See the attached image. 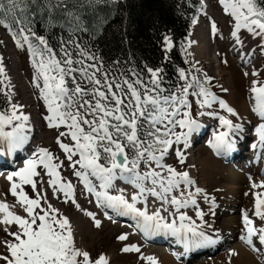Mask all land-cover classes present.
Listing matches in <instances>:
<instances>
[{"label": "snow or ice", "instance_id": "6c2138e0", "mask_svg": "<svg viewBox=\"0 0 264 264\" xmlns=\"http://www.w3.org/2000/svg\"><path fill=\"white\" fill-rule=\"evenodd\" d=\"M110 2L116 3L118 0H0V26L13 32L18 47L28 45L37 69L33 84L40 89L48 113L44 119L50 128L63 127L67 130L60 132V137H68L73 143H63L60 137L57 143L71 161L74 175L97 198L98 206L111 209L117 215L132 216L136 219V227L145 236L169 234L176 237L186 252L215 244L217 241L205 232L202 225L181 211L193 206L196 208V217L203 221L206 213L199 208L196 197L200 196L209 204V212L215 207V198L209 197L199 187H195L194 191H186L196 183L189 172L178 171L164 163V160L166 156L174 154L179 163L184 164V149L190 146L192 136L202 127L191 114V104L187 99L189 94L198 97L197 103L201 107L211 109L213 104L218 103L231 116L239 118V114L206 89L197 78L189 82L184 69L179 70V75L185 84L177 91H172L164 87L163 66L144 65L147 79L143 72L134 67L126 71H113L120 63L118 60L106 67L103 57L84 44L79 34L96 35L84 16L89 11L95 12L98 5ZM69 3H73L72 8L68 7ZM220 3L235 20V30L231 35L237 43H242L238 36L242 28L264 40V0H220ZM33 5L48 12L50 27L54 26L56 20L55 10H62L64 23L59 27L67 35L57 37L59 51L49 43L48 38L37 36L32 29L30 17L33 13L30 8ZM192 23L197 21L193 19ZM211 27L216 29L215 22ZM33 40L37 43L34 44ZM161 43L167 58V53L174 47L172 37L163 35ZM260 47L264 49V45ZM4 72L0 60V75ZM258 84V81H252L250 88L255 101L251 111L264 121V84ZM189 89L194 90L189 93ZM5 95L9 109L0 110V155L21 150L29 140L25 131L29 115L21 111L23 105L12 103L10 93ZM199 115L212 116L219 120L221 126L230 130L214 134V141H209L217 154H227L236 149V142L230 137V132H242V124L234 123L214 111L200 112ZM255 132L260 146H264V123H260ZM252 147L256 148L257 145L253 144ZM75 156H79V159L73 160ZM33 157L25 159L24 167L7 177L9 181L13 177L19 178L20 183L13 182L10 191L13 196L18 195V203L26 205L23 208L26 216L9 211V206L0 202V212L5 214L0 224L17 226L16 231L5 228L6 234L12 239L0 242L7 252L0 253V260L4 264H109L104 254L93 259L88 251L76 246L69 218L47 203L45 194L37 191V184L41 181L33 177L43 173L51 177L46 183L53 187L54 192L58 186V190L76 204L72 197L71 182L60 183L62 178L57 168L61 165L52 163L53 159L59 158L46 148H40L38 153H33ZM141 164L148 169L144 173L138 170ZM76 165L80 167L76 168ZM40 166L42 169L38 172ZM117 179L132 184L138 191L130 198L124 195L123 189L118 190V194H110L109 189L115 187L114 181ZM94 180L99 183H94ZM149 180L153 187L146 188L145 182ZM21 185H31L36 197L29 198ZM252 188H264V181L252 183ZM17 189H20L19 194ZM174 190L179 195L172 194ZM145 192L159 199L162 206H170L163 208L170 220L161 214L159 208L149 214L147 198L141 199ZM252 195L255 197L253 215L264 222V193L254 192ZM41 200L45 201L46 207L41 206ZM137 203L144 206L137 207ZM76 207L80 205L76 204ZM86 214L93 218L96 227H100V221L93 213ZM242 218L247 236L242 235L240 238L252 246L253 251H261V248L256 247L253 237L260 245H264V227H256L247 211H243ZM117 239L125 241L128 236L122 234ZM121 251L139 253L140 248L126 245ZM231 255H237L235 250ZM142 259L150 264H158L152 256Z\"/></svg>", "mask_w": 264, "mask_h": 264}, {"label": "rangeland", "instance_id": "374dc122", "mask_svg": "<svg viewBox=\"0 0 264 264\" xmlns=\"http://www.w3.org/2000/svg\"><path fill=\"white\" fill-rule=\"evenodd\" d=\"M200 1L203 3V11L197 19V23L193 26V33L200 32L202 37H205V46L204 48H200L190 39V50L193 52L192 56L194 58V63H196L199 67L201 73L205 75V80L207 82V86L209 87L205 88L211 93H214L219 99H224L226 103H230L232 108H236L235 105V107H233L230 96L232 93L230 86L233 85L236 93L238 92L239 94H237L241 96L242 100L244 102L246 101V104L249 105L245 106L247 111L245 117L246 115L255 116V114L251 111L255 101L253 99L254 94L251 93L250 88L252 86V81L254 80L259 82L257 86L264 84V49L260 47V45H264V40H261L259 37H254L247 31V29L242 28L238 32V36L240 37L242 43H237L236 38L231 35V33L235 30V20L231 16L230 11L225 12V6L220 3V0ZM213 22L216 24L215 30L211 27ZM235 46H237L239 50H234L233 48ZM240 49L243 53L238 55ZM0 60H2V65L5 69L3 74L4 90L6 93H10L12 95V103L23 105L21 111L30 117L27 122V126L32 125L30 127L33 128L30 130L32 131V134L35 132L34 136L28 134L29 140L32 137L28 146L34 145V147L32 149H29V147H23L22 150L18 151L23 154L19 155L18 153V157L13 159L16 163L12 172L19 170L21 168L20 165L22 163L24 164L25 159L30 157L35 158L33 157V153H38L40 148L48 149L54 157L59 158V160L53 159L52 163L61 165L57 168V171L62 178L60 183L71 182L72 197L75 199L76 204L80 205L79 208L76 207V204L71 202L70 197H66L62 191L58 190V186L57 190L54 192L53 187H50L46 183V181L51 179V177L42 173L41 176L33 177V179L41 181L37 184V191L46 195L47 203H50L54 208L59 209L60 214L69 218L76 246L88 251L93 259L98 258L100 254H104L108 259L109 264H150L145 259H142V257L152 256L159 261L164 257V255H170L178 260V257H176L177 255L174 252L179 253V251H183L184 249L181 246L175 247V245H173L170 248L169 241H167L168 243L160 240L147 241L142 238L141 234L140 236H136L132 230V223L115 217L114 214L116 212L98 206L95 195L88 192L81 179L74 175L75 169L71 166V161L66 158V154L57 143V138L60 137V132L67 130L63 127L59 129L50 128L48 126V122L44 119L45 115L48 114L46 105L41 97L40 89L36 88L33 84V76L37 74V69L34 66V57L30 54L27 44H23V47H18L17 41L13 39V35L4 28L0 29ZM245 73H247V75ZM253 73H257V75H253ZM229 77L231 79L230 83L228 80ZM40 83L42 86V78ZM222 89H227L228 91L225 92ZM193 90L194 89H189V93ZM195 90L198 91V89ZM187 99L191 104V114L199 123L207 124V122H209V125H211V122H213L212 128H218V119L208 115H199L200 112H215V108L217 106L219 107V105H217L218 103L213 104L212 108L209 109L207 107H201L197 103L198 97L196 96L189 94ZM222 115L230 117L229 113H223ZM256 117L257 116H255V119L249 123L244 130L248 133V135L244 138L248 139L246 142H243L245 144L243 152L248 149V151H250L249 142L253 139L251 136L252 129L256 128L260 123H264V121H262L259 117ZM208 130L209 127L206 130L204 129L199 131L195 137L192 136L189 141L190 146L187 149H184L186 156L184 164H180L174 154L166 156L164 160V163L175 167L178 171H188L190 177L194 175V181L196 182L195 187L199 188H207L206 181L208 180L205 175L200 172L198 163L201 160L205 161L206 159H209L210 155L212 156L213 153L212 146L209 143V141H211L210 132L212 131L211 128L209 131ZM249 135L251 136L250 140L248 137ZM60 140L66 144L73 143L68 137H60ZM177 147H182V145H177ZM263 150L264 146L261 148L260 152H263ZM76 159H79V156L73 157V160ZM248 159L252 160V164L254 165L253 157L251 158L249 154ZM13 160H11V163ZM101 163H103V161H101ZM249 163L251 164V161ZM222 164H225V166L227 165V167H232V165L238 166L236 167V170L238 169V171H247L243 161L240 162V160L234 162L233 164L232 162L225 163L224 161ZM255 166L258 167L259 165L255 164ZM79 167V165H76V168ZM153 167H155V165H153ZM41 169L42 166L38 167L37 171L41 172ZM138 170L141 173H144L148 169L145 165L141 164ZM157 171L161 170L157 169ZM263 174L264 172H261L260 174H256V176L259 175L258 177L264 178ZM16 179L17 180L5 182L4 184L0 183V202L6 203L9 206V211L21 216H26V213L23 210L26 205L18 203V195L13 196L10 191L11 184L13 182L17 184L20 183L19 178ZM94 183L99 182L94 180ZM224 183L225 181H221V184ZM114 184L115 189H109V192L112 195L118 194L117 189H123L124 195L130 198L134 192L138 191L132 184L126 183L121 179L115 180ZM251 186L252 185L247 188L248 190L245 189L246 191H243V195L248 202V211L250 209L251 213H253V202H255V197H252V193H264V188L253 189ZM145 187H153L150 180L149 182H145ZM182 187L184 186L182 185ZM21 188L29 198L36 197V192L33 191L31 185H21ZM19 191L20 189H17L18 194ZM246 192L249 193V195H245ZM145 197L147 198V211L149 214L159 208L161 209V214L163 216H168V213L163 211V208L168 207V205L163 204L162 206V202L159 199L152 197L147 192L144 193V196L141 197V199L143 200ZM41 206L46 207L44 200H41ZM143 206L144 205L142 203H137V207ZM36 211H39V209H36ZM87 212L93 213L95 218L97 214L96 212L101 214L100 217L96 218L100 221V227L95 226L93 218L88 216L86 214ZM240 213V211H231L229 215L238 216ZM4 216L5 214L0 212V220H2ZM250 218L253 219L256 227H264V222L260 221V219L258 220V218L252 215ZM256 221L259 222L257 223ZM242 224L245 226L243 222ZM5 228H9L10 231L17 230V226L15 224L11 226L0 224V242L12 239L11 236L6 234ZM122 234H127L128 239L125 241L118 240L117 237ZM254 238L256 239V237ZM175 239H173V241H175ZM236 242L237 240H234L231 245L221 247V249H214L211 254L207 255H215L222 258L229 253L230 248H232ZM126 245H135L140 248V252H122L121 249ZM245 250H248V248L246 249L245 247ZM0 253L7 254L2 243H0ZM217 260L218 258L215 261ZM218 262L221 264L220 261ZM258 263L262 264L261 261ZM0 264H4V262L0 260Z\"/></svg>", "mask_w": 264, "mask_h": 264}, {"label": "trees", "instance_id": "16d2710c", "mask_svg": "<svg viewBox=\"0 0 264 264\" xmlns=\"http://www.w3.org/2000/svg\"><path fill=\"white\" fill-rule=\"evenodd\" d=\"M68 7L72 8L73 3H69ZM201 8L202 3L198 0H118L116 3L100 4L95 12L89 11L84 16L96 35L80 33L79 38L103 57L106 67L118 60L120 63L113 71H126L134 67L143 72L147 79L144 65L163 66L164 87L177 91L185 84L179 75V70L184 69L189 82L195 77L204 85L207 84L205 75L194 63L189 39L194 28L192 21L199 17ZM30 12L33 13L30 17L31 26L37 36L48 38L49 43L59 51L57 37L67 35L59 27L64 23L62 10H55L56 20L52 27L49 26L46 10L41 11L33 5ZM10 34L13 35V32ZM165 34L172 37L174 44L167 58L161 43ZM33 43L37 41L33 40ZM0 81H3V75H0ZM5 93L2 83L0 110L4 111L9 109Z\"/></svg>", "mask_w": 264, "mask_h": 264}, {"label": "bare ground", "instance_id": "6f19581e", "mask_svg": "<svg viewBox=\"0 0 264 264\" xmlns=\"http://www.w3.org/2000/svg\"><path fill=\"white\" fill-rule=\"evenodd\" d=\"M190 39L198 47L204 48L205 37H202L200 32L199 33L194 32L193 35L190 37ZM233 49L239 50V48L237 46H235ZM242 53H243V51L240 49V52L238 53V55L242 54ZM227 76H228V73H227ZM228 80L230 83V80H231L230 77L228 78ZM230 87H231V92H232L230 95L231 101L233 103V107L236 106V108H233V109H235V111L239 114V118L241 120L237 117L231 116L230 114H229L230 117L229 116H225V117L233 120L234 123H240L243 125L242 132L235 133V134L230 132V137L235 142L238 141V139H239V141H240L239 144H241L243 146V144H244L243 142H245L244 137H246L248 135V133L244 130H245L246 126L249 123H251L255 119V116H257V115L254 113L255 116H252V115L247 116L246 115V117H245V114L247 112L245 106H249V105L246 104V101L244 102L242 100L241 96L238 95L239 94L238 92H237L238 94L236 93V90L234 89L233 85H231ZM222 100H224V99H222ZM227 104L230 107H232V105L230 103H227ZM217 105H219V104H217ZM215 109H216L215 112H217L219 115H222L223 113H227L226 110L221 109L218 106ZM249 113H251V112H249ZM222 116H224V115H222ZM200 124H201V126H205L204 127L205 130L208 129V127H209V130L211 128V131L215 134L217 132L219 133L222 131H230L226 127L221 126L219 122L217 124L218 128H212L213 122H211V125H209L210 124L209 122H207L208 125L206 123H204V124L200 123ZM30 126H32V125H30ZM30 126H26V128L29 127V128H27L28 131H27V129H25V130L27 132V135L31 134L32 136H34L35 132H33V134H32V131L30 129L33 127H30ZM34 128H35V126H34ZM5 130H10V128H6ZM195 135L196 134H194L193 136L195 137ZM251 136L253 139L250 140V142H249L250 143V151L247 150L245 152H242V154L240 155V158H239L240 162L243 161L244 166L247 168V171L246 170H241V171L239 170L238 171V169L236 170V167H238V166L232 165V167H230V166L227 167V165L226 166H225V164L223 165L222 163L224 161H225V163L232 162V164L236 161L230 160V159L227 160L224 156H221V155L217 154L216 152L214 154H212V156L210 155L209 159H206L205 161L201 160L198 163L200 172H202V174L205 175L206 179L208 180V181H206L207 182V188H201V189H203L204 192H206L209 197L215 198V207L212 209V212H214V215L212 214V212H209V207H210L209 204L205 203L203 201V199H201L200 196H197L196 199L198 201L199 208L202 209L206 213L203 221H201L199 218L196 217V214H195L196 208L195 207L189 206L186 209H181V211H184L187 213V215L191 216L192 219L195 220L198 225H202L205 232L209 236H211L214 240H216L217 242L215 244H212V246H210L211 248L205 252H204V250H201L200 253L197 252L196 254H191L192 251H187V252L186 251L183 252L184 250L179 251V253L182 255V257L178 258V260L171 257L170 255H164V257L161 260H159V261L156 260L158 262V264H219L218 261H220L221 264H251V263L252 264H260V263H258L260 261L262 262V264H264V245H260L259 241L253 237V240L256 244V247L261 248L262 250L259 252L252 251L251 250L252 246L248 245L244 240H242L240 238L242 235L247 236L246 228L242 224V222H243V218H242L243 211H247L249 217L251 215L254 216L253 213H251L250 209H249L250 212L248 211L249 206H248L247 199L243 195V191H246L245 189L249 188V186L252 185V183L260 184L262 181H264V178L258 177L259 175L256 176V174H260L261 172H264V150H263V152H260L261 148L263 146H260L259 137L255 132V128L252 129ZM31 139H32V137L30 138V140ZM30 140H28V142L23 146L24 148L29 147V149H32L34 147V145L28 146V143L30 142ZM253 144H256L257 147L253 148L252 147ZM18 153H19L18 151L13 153V154H8L5 152V154L0 155V169H1L0 170V183L1 184H4L5 182H10L7 179V177L10 173H12V170L14 169L16 162L13 159L18 157L17 156ZM22 154L19 153V155H22ZM248 154L251 156V158L253 157L254 165L252 164V160L248 159ZM235 155H237V154L235 153ZM11 160H13L12 163H11ZM250 161H251V164L249 163ZM255 164L259 165L260 167L259 166L256 167ZM20 166L22 168V167H24V164L22 163ZM194 172L197 173L196 171H194ZM16 178H18V177H13L12 180H17ZM191 178L194 180V175ZM221 181L222 182L225 181V183L221 184ZM113 189H115V188H113ZM189 190L194 191L195 185L192 186L190 189H186V191H189ZM117 191H118V189H117ZM260 191H262V190H260ZM172 194L179 195V192L174 190ZM252 197H254V196H252ZM253 203L255 204V202H253ZM166 205H168V204H166ZM168 207H170V206L168 205ZM101 208H104V207H101ZM105 209H107V208H105ZM107 210H111V209H107ZM231 211H240L241 213L238 216L237 215H229V213H231ZM96 213H97L96 218L100 217L101 214L99 212H96ZM166 218L171 219L168 216ZM258 220H259V218H258ZM204 221H207V223L205 224ZM122 223H124V222H122ZM177 223H179V221H177ZM185 223H187V221ZM257 225H259V224H257ZM132 228H133L132 230L134 231V234H136V236L137 235L140 236L141 233L139 231H136L134 229L133 225H132ZM171 237H173V236H171ZM234 240H237L236 244H234V246L232 248H230L229 253L227 255H225L224 257L219 258V256L207 255V254H211V252H209L211 249H214V248L221 249V247H224V246L227 247V246L231 245ZM171 244H170V248L172 246ZM179 246L184 247L180 243L178 245H175V247H179ZM245 247H246V249L248 248V250H245ZM233 250H235L237 255H231V252ZM250 251H252V252H250ZM170 254H172V253H170ZM215 257L218 258L217 261H215L217 259Z\"/></svg>", "mask_w": 264, "mask_h": 264}]
</instances>
